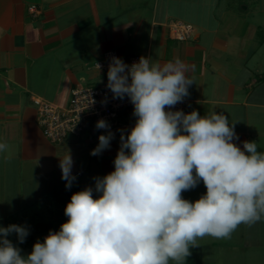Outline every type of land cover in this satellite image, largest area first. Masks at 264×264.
<instances>
[{
  "label": "crops",
  "instance_id": "obj_1",
  "mask_svg": "<svg viewBox=\"0 0 264 264\" xmlns=\"http://www.w3.org/2000/svg\"><path fill=\"white\" fill-rule=\"evenodd\" d=\"M174 21L191 24V37H172ZM108 49L160 64L179 58L193 81L184 113H224L235 123L237 146L255 141L264 152V0H0V142L13 152L11 160L0 153V226L28 229L23 243L8 237L23 256L67 221L73 193L92 187L94 198L100 195L94 178L114 171L120 148L113 138L93 156L99 140L90 135L50 142L32 97L63 105L72 87L101 82L94 63ZM67 150L71 188L59 167ZM205 193L201 181L182 196L194 202ZM198 243L185 264H264V218L241 224L231 239Z\"/></svg>",
  "mask_w": 264,
  "mask_h": 264
},
{
  "label": "clouds",
  "instance_id": "obj_2",
  "mask_svg": "<svg viewBox=\"0 0 264 264\" xmlns=\"http://www.w3.org/2000/svg\"><path fill=\"white\" fill-rule=\"evenodd\" d=\"M187 71L179 58L160 64L141 56L131 65L111 58L106 87L114 98L127 96L136 117L126 137L121 130L114 171L94 178L98 197L92 187L73 193L67 221L27 256L8 237L15 233L23 243L28 229L0 226V264H185L204 237L231 239L241 224L264 218V152L256 142L237 146L235 123L224 113L170 110L189 95ZM95 127L107 134L98 137L93 156L114 137L104 119ZM4 152L11 160V146L0 142ZM59 167L71 188L70 150ZM201 181L206 193L184 199Z\"/></svg>",
  "mask_w": 264,
  "mask_h": 264
},
{
  "label": "built area",
  "instance_id": "obj_3",
  "mask_svg": "<svg viewBox=\"0 0 264 264\" xmlns=\"http://www.w3.org/2000/svg\"><path fill=\"white\" fill-rule=\"evenodd\" d=\"M30 13L35 15L38 10L34 4L28 6ZM172 37L184 40L191 37L193 26L182 21L170 23ZM141 54L120 55L116 50L108 49L95 61L94 66L102 74L101 82L82 87H72L67 102L63 105L49 101L40 96L32 97L36 108V121L43 135L52 143L65 140L69 135H90L98 140L102 134H107L106 129H97L96 123L104 119L114 134L113 138H120L121 130L125 137L135 125L136 117L133 115V105L127 96L124 99L114 98L112 92L106 87L107 71L112 57H118L125 64L131 65L138 62ZM186 101L178 103L172 111L185 112ZM80 171L76 172L79 175Z\"/></svg>",
  "mask_w": 264,
  "mask_h": 264
},
{
  "label": "rangeland",
  "instance_id": "obj_4",
  "mask_svg": "<svg viewBox=\"0 0 264 264\" xmlns=\"http://www.w3.org/2000/svg\"><path fill=\"white\" fill-rule=\"evenodd\" d=\"M100 74H101V72H100Z\"/></svg>",
  "mask_w": 264,
  "mask_h": 264
}]
</instances>
